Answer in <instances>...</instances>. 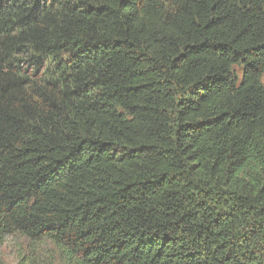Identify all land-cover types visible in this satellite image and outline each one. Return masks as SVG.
<instances>
[{"label":"trees","instance_id":"16d2710c","mask_svg":"<svg viewBox=\"0 0 264 264\" xmlns=\"http://www.w3.org/2000/svg\"><path fill=\"white\" fill-rule=\"evenodd\" d=\"M16 234L264 264V0H0V264Z\"/></svg>","mask_w":264,"mask_h":264},{"label":"rangeland","instance_id":"374dc122","mask_svg":"<svg viewBox=\"0 0 264 264\" xmlns=\"http://www.w3.org/2000/svg\"><path fill=\"white\" fill-rule=\"evenodd\" d=\"M22 258H31L38 264H60L59 252L49 241L32 243L19 234L8 237L1 249L2 264H21Z\"/></svg>","mask_w":264,"mask_h":264}]
</instances>
